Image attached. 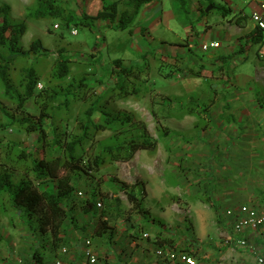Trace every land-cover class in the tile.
I'll list each match as a JSON object with an SVG mask.
<instances>
[{
	"label": "rangeland",
	"instance_id": "rangeland-1",
	"mask_svg": "<svg viewBox=\"0 0 264 264\" xmlns=\"http://www.w3.org/2000/svg\"><path fill=\"white\" fill-rule=\"evenodd\" d=\"M61 1L70 11L78 14L83 11L88 18L98 13L87 6V0ZM229 2L233 7L249 14L251 0ZM1 5L9 7L11 21H22L26 25V32L20 40L22 49L27 50L33 40L39 39L48 51L47 55L31 54L28 59L20 58L12 65L9 74L18 90L21 91L19 84L23 76L22 71L28 66L33 67L39 78L37 84H40L41 88L36 86V91L41 93V98L53 92L60 95L70 92L68 88L71 81L81 79L84 82L80 90L70 93L69 98L72 101L67 109L62 107L61 98L51 103V116L46 127L47 139L51 140L55 134L61 133L66 136H79L83 111L98 96L101 99L100 106L111 112L120 99L127 101V98L130 102L135 101L137 107L146 109L148 105L143 102V96H148V101L153 104L152 108L146 111L153 117L151 116L150 121L147 115L149 121L145 126L150 138L155 140L164 152L160 155V150L148 156L150 160L156 159V164L153 168L155 176L150 178L151 172H148L147 184L159 186L161 181L175 184V178L178 176L183 190L164 194V199H153L151 194L156 192H145L146 181H143V208L145 200L152 197L156 204L153 207L154 215L145 209V220L133 213L130 220L126 221L125 217L131 205L126 195L119 190V181L124 182V178L129 177L130 169L127 162L113 163L110 156L105 155L104 164L97 173L83 174L78 180L71 203L73 219L72 222L69 219L64 221L62 241L58 245L50 233L44 234L38 230L34 232L27 228L23 223L22 213L11 207L8 198L1 195L0 264H50L58 257L60 246L71 247L67 233L73 231L80 234L82 241L90 240L95 247L99 244L101 248L116 242V236L114 240L111 236L113 233L117 235L119 231L122 236L129 234L125 237H135L150 250L153 261L163 264L170 263L159 260L155 255L161 242L166 246L162 247L164 249L194 255L195 245L193 247L192 244L196 243L192 235L190 203L198 193L207 200L203 174L206 173L205 160L208 155L213 161L215 159L214 163L210 161L209 165H216L218 162V165L221 163L223 167H230L234 177L230 181L241 191L238 192L239 196L232 192V200L237 206L233 205L229 211V216H232L231 233H235L237 237L245 232H237L234 229L238 213L236 210L239 211L242 207L254 210L264 218V112L256 106L257 100L264 102V37L260 43L244 41L241 37L239 40L242 45L239 47L234 40L233 44H236L240 52L236 49L231 53L233 52V59L237 62L226 59L222 63L218 58L211 65L218 66L214 70L207 69L208 63L204 61L207 52L201 50L207 38H218L212 31H205L206 26H211L213 30L227 28L226 20H231V17H224L221 8H227L229 4L221 0H186L185 6H181L176 1H166L162 10L167 13V24L162 22L148 33L146 40L141 41L138 40L140 36L137 38L127 32L120 35L119 32L110 30L106 23L105 26L103 23L98 25L99 21L89 29L81 25L66 27L59 19H29L27 14L35 8L36 0H0ZM118 8H121V5ZM99 9L102 10L101 2ZM55 25L58 29H54ZM136 28L137 24L133 26V31ZM72 30H76V35L71 34ZM190 31L197 32L199 37L187 36ZM179 45L185 47L186 53L182 55L177 51L180 54H177V63H173L171 57L175 55L167 56L166 53H172L168 52L169 50L176 51L174 48ZM140 47L143 50L139 49ZM187 48L194 49L195 52L189 53ZM221 48L219 45L217 50ZM60 50H64L66 56L71 58L70 74L64 80L57 79L54 73ZM163 57L165 58L162 61ZM114 60H122L124 67L132 70L130 73L135 75V78L133 76L127 79L120 71L106 78L109 65L113 71L116 69L112 67ZM143 71H149L151 76L146 77L141 73ZM172 75L181 76L175 78V85H171L167 79ZM114 82L115 93L120 98L111 95L114 92ZM170 86L183 88L179 98L170 99L166 95L160 97L157 93L161 92V87L165 91ZM70 89H73V86ZM133 90L135 92L131 94ZM37 104L35 100L26 102L25 114L30 117L37 116ZM208 104H213L214 108L208 110L207 115L204 107ZM225 105L228 107L225 108ZM0 108L4 110L0 112V168L9 170L16 179L29 178L30 160L28 157L20 158L22 149L28 151L34 148L36 158L65 157L61 149L51 151L47 141L39 142L35 134L28 133L16 123H11L24 113L16 110L14 100L3 95L1 83ZM132 109L135 107L132 106ZM211 113L214 114L213 118ZM216 113L220 114L216 116ZM130 131V127L126 126L120 129L112 127L91 130L86 143L78 147L76 155L93 158L102 153V148L129 137ZM116 163H119L118 167ZM219 173L214 176L216 183L224 178L225 172ZM198 181L200 189H197ZM169 196L173 200H180L183 211H180V208L176 212L178 207L173 205L167 212L171 215L168 217L167 214L166 219L160 220L159 206L165 207ZM238 198L239 201H236ZM91 199L96 204L100 203L101 208L96 213L85 214L83 206ZM167 206L170 207L171 204ZM102 221H105L107 230H102ZM263 226L264 223L259 229ZM144 235L147 237H143ZM100 259L97 257L98 261Z\"/></svg>",
	"mask_w": 264,
	"mask_h": 264
},
{
	"label": "trees",
	"instance_id": "trees-1",
	"mask_svg": "<svg viewBox=\"0 0 264 264\" xmlns=\"http://www.w3.org/2000/svg\"><path fill=\"white\" fill-rule=\"evenodd\" d=\"M102 10L96 16L88 18L82 11L79 14L70 11L61 0H36V6L27 14L29 19L62 20L66 27L81 25L89 29L96 22L106 23L110 30L132 32V25L138 17L143 6L151 4L155 0H120V2H109L99 0ZM181 6H185L186 0H175ZM121 5V8L118 6ZM225 17L227 10L221 8ZM26 32V25L22 21H11L10 9L7 5L0 6V83L3 95L16 103V110L24 113L22 117L12 120L28 133L37 136V141H47L51 151L61 149L64 156H53L50 159L36 158L34 148L28 151L22 149L20 158H29V178L18 177L17 179L4 167L0 168V196L8 198L11 207L17 208L23 215V223L27 228L40 231L44 234L50 233L56 245L62 241L61 231L65 220L73 219L72 199L78 180L83 174L97 173L104 164V156H110L111 162H129L138 151H154L157 142L150 138L145 123L137 121L133 116L126 113H115L103 109L100 105V96L83 111V121L80 125L79 136H66L65 133L55 134L48 140L47 125L50 120L51 103L61 98L62 107L67 109L72 101L70 93L80 90L84 85L81 79L69 83L71 90L59 94L40 97L41 93L36 91L38 76L32 66L23 69V76L18 90L9 74L12 65L20 58L28 59L31 54L35 56L47 55L48 51L43 47L39 39H35L27 50L22 49L20 40ZM261 35L257 30L252 38L253 42ZM70 57L66 56L64 50H60L56 60L55 77L64 80L69 74ZM119 69L124 77L132 70L121 66L120 60L113 61V66ZM110 65L107 68V76L114 75ZM105 78V77H104ZM103 78V79H104ZM101 79V80H103ZM73 86V89H70ZM127 94V93H126ZM65 99H62L64 98ZM30 100L37 101V116H27L24 105ZM76 100V99H75ZM258 102V107L264 112V102ZM206 111V108H204ZM4 110L0 108V112ZM49 111V112H48ZM13 118V116H12ZM139 125V126H136ZM130 127V135L121 142L102 148V153L93 158L76 155L78 147L85 144L91 130H105L112 127ZM54 153V152H51ZM114 181V180H113ZM119 190L122 191L131 205L127 211L126 221L134 213L140 215L144 220L146 212L143 208L144 189L142 183L134 184L119 181ZM99 208L93 199L87 200L83 206L85 214L96 213ZM105 221L101 222L102 230H107ZM159 247L164 246V242Z\"/></svg>",
	"mask_w": 264,
	"mask_h": 264
},
{
	"label": "crops",
	"instance_id": "crops-1",
	"mask_svg": "<svg viewBox=\"0 0 264 264\" xmlns=\"http://www.w3.org/2000/svg\"><path fill=\"white\" fill-rule=\"evenodd\" d=\"M109 2H118V0H107ZM167 2H174L175 0H155L151 4L145 5L142 7L138 17L136 18L134 24L132 25V32L131 35H135L139 41L141 39L146 40V37H149L148 33L151 32V30L158 25L162 24L164 22L167 24V13H164L162 8H165ZM227 5L226 16L231 17V20H226L227 28H221V29H212L211 26H206L205 31H212L213 34L217 35L218 38L213 37L211 39L207 38L204 44H209L211 42H217L219 45H221L220 50H210L207 52L206 63H208L207 69L208 70H214L218 66H211L212 62H214L216 59L219 58L222 63L226 61V59H231L233 62H237L236 59H233L235 55L233 56V52L235 51L236 44L234 45V40L237 41L238 46L242 45V41L239 40V38L243 37L244 41H252V38L256 32L255 26L253 22L251 21V15L255 12H259L258 3L261 0H251L250 3V11L249 14H245V10H242L237 7H233L232 4L229 2V0H221ZM99 0H87V6L90 8L92 7L96 12H99ZM95 6V7H94ZM166 19V21H164ZM176 21V19H174ZM178 20V19H177ZM137 24V27L133 31V26ZM98 25H102L99 23ZM139 25V26H138ZM103 26H105V23H103ZM119 32L120 35H123L126 31H114ZM130 34L129 32H127ZM198 33L197 32H188L187 36H193L196 37ZM120 37V36H119ZM199 36H197L198 38ZM258 40L254 43H260L263 41V36L259 35ZM106 39V36H105ZM260 40V41H259ZM253 42V41H252ZM106 44H109L106 42ZM203 44V43H202ZM174 48L176 51H168L172 53H166L167 56L175 55V57H171V62L177 63V54L184 55L185 47H182L179 49ZM143 50V48H139ZM179 49V50H178ZM188 52L191 53L194 51V49L187 48ZM242 49V48H241ZM168 50V49H167ZM239 51V49H237ZM180 53H178V52ZM240 52V51H239ZM238 52V53H239ZM165 55V54H164ZM165 57H163L162 61ZM192 59V58H191ZM115 61V60H114ZM210 63V65H209ZM121 66L124 67L123 61L120 60ZM205 66V67H206ZM126 68V67H125ZM120 71L119 69H115L114 75ZM146 77H150L149 71H143L141 72ZM140 73V74H141ZM113 75V76H114ZM135 78V75L132 73H128L126 76L127 79H131V77ZM140 76V75H139ZM181 77L180 75H172L169 76L168 81L171 83V85H175L174 82L176 81L175 78ZM115 82L112 84V89L114 92L111 95H116V98H120L119 95L115 93ZM114 86V87H113ZM161 92H157L160 97L163 95L168 96L170 99L179 98V94L183 92V88H179L177 86H170L168 90L163 89V87L160 88ZM158 89V90H160ZM134 90L131 94H134ZM163 96V97H166ZM122 98V97H121ZM115 99V97H113ZM127 101H124L120 99L118 101L119 103L115 104L112 108V111L115 113H126L128 115L133 116L134 118H137L139 121H142L143 123H148L147 115H149L150 121L152 120V114H148L146 110H150L152 108V104L150 101H148V96H143V102L148 105V108L143 107H137V104L134 102H130L129 98H127ZM114 104V103H113ZM132 106L135 107V109H132ZM213 104H208L204 108H206L207 115L208 110L213 109ZM257 109L261 110L260 107H258V104H256ZM228 107L225 105V108ZM125 111V112H124ZM205 111V113H206ZM262 111V110H261ZM151 112V111H150ZM263 112V111H262ZM220 113H216V116ZM212 115V116H211ZM152 116V117H151ZM210 116L213 118L214 114L211 113ZM161 148H159V145L157 144V148L154 151H147L142 150L135 153L133 159L126 164L129 166L130 173L128 178H124V181L129 184H134L135 182H143L147 180L148 172L150 173V178H153L155 176V170L154 165L156 164V159H149L150 153H155L156 151H160ZM164 150L162 149L159 153H163ZM168 152V151H167ZM148 155H147V154ZM226 154H224V157ZM162 158V156H159ZM217 157V156H216ZM162 160V159H161ZM210 161L214 163L212 158L208 155L206 157V173L203 174V179H205V187L204 190L207 191L208 196L207 200L204 199L201 196V193H198L197 196L192 198V203H190V209L192 212V235L195 239L196 244H192L193 248V254L191 255L193 259L195 260L196 264H264V226L260 228L257 231H250L248 229L244 230L245 232L240 234L239 236H235V233H231V226H232V216L230 215V208L235 204V201L232 200V192H235L236 195L239 196L238 192H241L238 188H236L233 183H231L230 180L234 179L231 175L230 167L226 166L223 167L220 163L218 165V162L215 164L209 165ZM117 167L119 163L115 164ZM217 168V169H216ZM150 170V171H149ZM220 172V173H219ZM223 180L221 182H215L214 176L216 173H224ZM146 175V176H145ZM175 184L171 183L168 184L165 181H161L159 186H151L147 184V181L145 182V192L151 193L152 191L156 192V194H151L154 197L153 199H164V194L168 195L169 193L174 191H181L183 190V186L178 180V176L175 178ZM150 182V181H149ZM198 188L199 187V181ZM143 187V189H144ZM172 195V194H171ZM170 195V196H171ZM168 197L166 199L167 203L166 206H159L160 212H159V219L163 220L171 215L167 213L170 211V208L175 205L178 208H176V212L180 210L181 203L179 199L173 200L172 197ZM147 198L144 202V209H147L151 214L154 213L155 209L153 208L156 206L153 199ZM242 199V198H241ZM239 201V198L238 200ZM168 207L167 205H170ZM237 206V205H236ZM180 211H183L182 208ZM238 212V210H236ZM236 212V213H237ZM154 215V214H153ZM195 220V222H194ZM109 231V230H108ZM110 232V231H109ZM118 234L114 235V233L111 235L114 240L115 237V243H111L110 246H107L106 248H101V246L96 245V247L92 244L93 250L96 254V256L100 259L97 264H163L160 261L155 262L152 260L150 255V250H147L145 246H143L142 242L138 241L135 237H125L129 234H125L122 236V234L117 231ZM232 234V236H231ZM67 237L69 240V243H71V247L69 246L70 252L67 256H62L63 261L65 264H84L81 260L80 255L76 251L77 247L82 243V240L80 239V234L78 232H68ZM232 238V241H231ZM229 241V242H228ZM238 249V251H237ZM59 256V255H58ZM57 258V257H56ZM105 258V259H104ZM55 259V258H54ZM103 259V260H102ZM105 260V261H104ZM51 263V262H50Z\"/></svg>",
	"mask_w": 264,
	"mask_h": 264
},
{
	"label": "built area",
	"instance_id": "built-area-1",
	"mask_svg": "<svg viewBox=\"0 0 264 264\" xmlns=\"http://www.w3.org/2000/svg\"><path fill=\"white\" fill-rule=\"evenodd\" d=\"M259 12H255L251 15V21L253 22L255 29L264 37V0L259 1L258 3ZM54 29H58V26H54ZM76 30H72L71 34L76 35ZM219 44L217 42H211L205 44L201 47V50L208 52L210 50H217ZM38 88H41L40 84H37ZM97 208H101V204H96ZM264 223V218L260 217L256 211L248 209L246 207L240 208L236 215V223L234 229L237 232L244 231L246 229L250 231H257ZM143 237H147L144 235ZM76 251L81 257V260L84 264H97V256L93 250L92 242L90 240L82 241V243L77 247ZM70 252V249L67 245H62L58 248L59 256L51 261L50 264H65L62 256H67ZM156 257L170 264H196L193 257L181 251H174L171 249H164L162 247L157 248L155 252Z\"/></svg>",
	"mask_w": 264,
	"mask_h": 264
}]
</instances>
